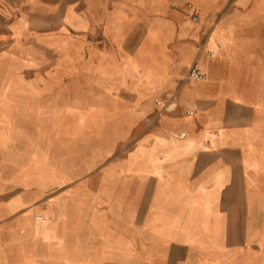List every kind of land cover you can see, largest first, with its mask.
Masks as SVG:
<instances>
[{"label":"crops","instance_id":"crops-1","mask_svg":"<svg viewBox=\"0 0 264 264\" xmlns=\"http://www.w3.org/2000/svg\"><path fill=\"white\" fill-rule=\"evenodd\" d=\"M81 1L117 97L0 82V264H264V0Z\"/></svg>","mask_w":264,"mask_h":264},{"label":"rangeland","instance_id":"rangeland-1","mask_svg":"<svg viewBox=\"0 0 264 264\" xmlns=\"http://www.w3.org/2000/svg\"><path fill=\"white\" fill-rule=\"evenodd\" d=\"M102 12L88 10L81 0H0V82L9 80V71L16 73L13 81L38 82L47 104L49 99L117 97V74L107 68L117 57L100 56L111 44L96 31L90 35L82 20ZM103 69L108 72L100 73Z\"/></svg>","mask_w":264,"mask_h":264},{"label":"built area","instance_id":"built-area-1","mask_svg":"<svg viewBox=\"0 0 264 264\" xmlns=\"http://www.w3.org/2000/svg\"><path fill=\"white\" fill-rule=\"evenodd\" d=\"M204 76V73L202 71V69L200 68L199 64L197 62H195L189 72H188V77L192 78V79H196V78H201Z\"/></svg>","mask_w":264,"mask_h":264}]
</instances>
